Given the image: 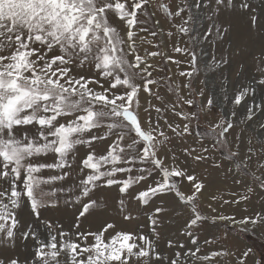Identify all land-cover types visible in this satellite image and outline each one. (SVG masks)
<instances>
[{"label": "snow or ice", "instance_id": "snow-or-ice-1", "mask_svg": "<svg viewBox=\"0 0 264 264\" xmlns=\"http://www.w3.org/2000/svg\"><path fill=\"white\" fill-rule=\"evenodd\" d=\"M149 3L150 0H0V264H163L167 258L157 250L158 220L154 215L148 216L151 231L147 234L139 228L120 227L115 220H105L96 230H82V219L107 211V198L97 193L114 187L120 196L118 213L125 222L138 218L133 215L131 200L147 206L154 197L169 192L191 210L189 229L209 219L196 207L204 184L174 162L166 163L167 156L159 153L170 137L158 119L153 122L151 118H140V93L154 95L151 86L159 84L152 79L147 57L160 53L148 52L142 57L136 45L137 26L145 23L140 17L152 15ZM159 7L169 20L180 18L181 23L173 26L193 42H222L233 31V20L238 21L244 46L259 45L254 59L261 78L254 82L264 89V0H181L175 11L169 4L161 3ZM202 10L206 11L207 26L199 37H193V25L201 19ZM114 21L125 26L124 35ZM174 50L190 56L191 71L180 75L191 78L199 71L195 50ZM242 53L243 47L237 46L235 55ZM229 63L227 54L219 58L213 54L205 67L215 71ZM243 68L241 63V71ZM250 93L254 96L255 88L242 85L231 101L234 107L245 108L249 121L257 109L264 113V98L259 104L254 100L249 104ZM176 94L179 96L178 90ZM183 103L191 106L193 101ZM178 106L179 101L170 108L155 107V111H171L189 122L198 119L195 113L178 111ZM212 106L213 99L209 98L206 107ZM236 116L237 112L232 111L231 117ZM164 123L178 136L190 134L189 123L182 128L166 119ZM233 128L227 115L209 124L207 134L215 137L212 148L225 150ZM99 142L106 145L102 153L95 147ZM81 146L88 151L77 162ZM208 151L203 148V152ZM49 158L52 162H48ZM207 158L196 155L194 160ZM226 158L239 159L245 168V159L251 160V156L239 158V153L230 149ZM45 170L50 174L43 175ZM73 170L78 171L76 183L55 186L69 179ZM252 175L264 189V172ZM149 178L154 179L145 190L134 187ZM177 178L187 179L192 185L191 195L180 190ZM248 191L253 189L249 187ZM58 194L64 195L65 207L78 206L70 228L43 216V211L61 206ZM25 208L29 219L21 217ZM154 211L158 215L163 209L157 207ZM217 222L248 232L264 227V213L239 219L211 217V223ZM186 234L192 237L191 231ZM191 242L197 245L196 238ZM212 242L205 240V244ZM168 246L172 247L173 242L169 241ZM200 251L197 246L184 255L204 262L228 255L217 251L199 256ZM250 254L251 248L243 253L239 264H246ZM180 257L177 252L169 264H187ZM253 264H264V257Z\"/></svg>", "mask_w": 264, "mask_h": 264}, {"label": "rangeland", "instance_id": "rangeland-1", "mask_svg": "<svg viewBox=\"0 0 264 264\" xmlns=\"http://www.w3.org/2000/svg\"><path fill=\"white\" fill-rule=\"evenodd\" d=\"M180 2L181 0H150L148 12L152 15L140 17L145 23L137 26L136 45L139 54L145 57L148 52L160 53L156 57H147L148 62L152 65V79L159 81V84L151 86L154 95L143 91L140 93V118L142 121L151 118L153 122L158 119L161 127L170 137L169 141L160 148L159 153L161 157L167 156L166 163L174 162L176 166L186 169L189 174L194 175L198 181L204 184L202 192L198 194L196 207L202 216L209 219L202 220L189 229L187 224L192 217L191 210L183 205L173 192H169L154 197L147 206L131 200L130 207L134 210L133 215L138 218L131 223L125 222L118 213L117 201L120 196L114 187L112 190L97 193V195L107 198V211L82 219L81 228L85 231L96 230L105 220H115L120 227L130 230L139 228L147 234L151 231L148 216L154 215L158 220L157 250L167 258L163 264H169V260L175 259L177 252L181 253V261H186L187 264H239L243 253L249 248L253 250V254L249 255L246 264H253L254 260L264 257V227L242 232L235 230L226 222L213 224L211 217L227 215L239 219L244 216H252L257 212L264 213V189L258 186V182L254 181L252 175L255 173L256 176H259L264 172V168H260V165L264 164V113L257 109L256 116L249 121L246 119L245 108L234 107L231 102L234 94L240 90L242 85H251L255 88V95L250 93L248 97L249 104H252L253 100L259 104L264 98V89L254 82L261 78L257 61L254 59V56L259 54V45L244 46L240 24L235 20H233V31L222 42L218 41L213 44L211 41H189L188 37L180 35L173 26L181 23L180 18L169 20L159 7L161 3H165L175 11ZM200 17L201 19L193 25V37H199L206 29V11L202 10ZM114 23L121 30V35H124L127 30L125 26L118 21H114ZM140 28L147 31H139ZM152 32H155L156 35H151ZM169 32L172 33L171 37L168 35ZM237 46L243 47V53L240 56L235 55ZM176 47L194 49L196 52L199 71L191 78L180 75V72L191 71V58L185 53L176 52L174 50ZM213 54L217 58L227 54L230 57V63L222 64L215 71L207 69L205 66L211 61ZM174 61H179V63ZM241 63L244 64L242 71ZM185 85H189V87H185ZM169 88L172 90L169 91ZM177 90L179 96L176 94ZM157 96L162 99H157ZM180 97L183 100L191 99L193 104L189 106L183 103ZM209 98L213 99L211 108L206 107ZM178 101V111L187 114L195 113L198 119H192L189 122L181 120L171 111H162L159 114L155 111V107L163 109L168 106L170 108ZM145 108L149 111L145 112ZM232 111L237 112L236 117H231ZM224 115L232 119L234 128L228 134L225 150L213 149L215 137L207 134L209 124L218 122ZM165 119L173 125H181V128L185 123H189L190 134L176 135L167 128L164 123ZM217 131L219 130L217 129ZM95 147L98 153H102L106 145L99 142ZM203 148H208L209 151L205 153ZM250 148L252 149L251 153L249 152ZM186 149L191 152V155L185 151ZM229 149L232 152H238L239 158L251 156V160L245 159L247 168L239 163V159L229 160L226 158ZM87 151L88 149L83 146L79 148L77 162ZM196 155H204L208 158L196 161L194 160ZM173 156L175 157L174 161L172 160ZM48 162H52L51 158ZM49 174L47 170L43 173L45 176ZM136 174V172L133 173V175ZM77 176L78 171L73 170L69 179L59 182L55 186L59 187L62 183L65 187H70L77 182ZM154 178L159 179V177ZM154 178H149L134 187L137 190H145ZM177 180L180 190L185 195H191L194 189L187 179L180 181L177 178ZM249 187L253 191L249 192ZM242 196H246L248 199H241ZM58 197L61 206L58 209L43 211V216L59 221L65 228H70L76 220L78 206L65 207L63 204L64 195L58 194ZM125 200L129 202L128 197H125ZM224 201H229V203L226 204ZM232 201H239V203H232ZM157 207L163 209L158 215L154 211ZM212 209H216V211L213 212ZM21 217L29 219L27 208L23 209ZM189 231L192 232V237L186 234ZM193 237L197 239V245L192 244ZM205 240L213 242L205 244ZM169 241L173 242L172 247L168 246ZM181 244L184 246L183 248L179 247ZM197 246L201 249L198 253L199 256L217 251L227 252L228 255L217 256L210 262L184 255L189 249L195 250Z\"/></svg>", "mask_w": 264, "mask_h": 264}]
</instances>
